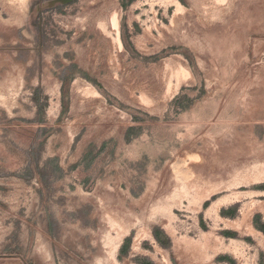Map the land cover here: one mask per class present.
<instances>
[{"label": "rangeland", "instance_id": "1", "mask_svg": "<svg viewBox=\"0 0 264 264\" xmlns=\"http://www.w3.org/2000/svg\"><path fill=\"white\" fill-rule=\"evenodd\" d=\"M264 264V0H0V264Z\"/></svg>", "mask_w": 264, "mask_h": 264}, {"label": "trees", "instance_id": "2", "mask_svg": "<svg viewBox=\"0 0 264 264\" xmlns=\"http://www.w3.org/2000/svg\"><path fill=\"white\" fill-rule=\"evenodd\" d=\"M147 264H153V263H151V262H148Z\"/></svg>", "mask_w": 264, "mask_h": 264}]
</instances>
